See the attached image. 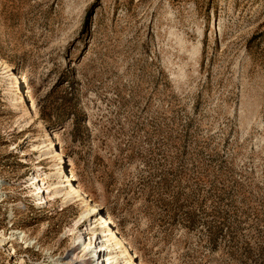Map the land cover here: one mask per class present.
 Listing matches in <instances>:
<instances>
[{
	"label": "rangeland",
	"instance_id": "1",
	"mask_svg": "<svg viewBox=\"0 0 264 264\" xmlns=\"http://www.w3.org/2000/svg\"><path fill=\"white\" fill-rule=\"evenodd\" d=\"M0 57V264L84 253L50 130L139 264H264V0H0Z\"/></svg>",
	"mask_w": 264,
	"mask_h": 264
},
{
	"label": "bare ground",
	"instance_id": "2",
	"mask_svg": "<svg viewBox=\"0 0 264 264\" xmlns=\"http://www.w3.org/2000/svg\"><path fill=\"white\" fill-rule=\"evenodd\" d=\"M1 75L6 81V94L11 96L9 100L13 104H18L20 99L21 77L15 75V71L11 65L0 57ZM32 106L34 109L32 115H30L31 123L35 121V117H38L35 105L33 104ZM51 131L54 130L48 131L49 136L44 138L40 147L41 149L39 148L45 158L49 162H52V170L47 174V178L50 180L49 188L51 190L47 191L44 187V182H42L43 179L38 175H34L35 181L31 184L34 188L32 190V196L34 197L36 205L48 204V195L53 202L58 199L62 200V204L65 207H69L76 202L80 203L81 211L69 228V235L75 236L73 242H76L81 237L77 236V234H80L82 231L84 233L87 231V229L82 228L83 223L87 221L89 222L91 232L88 238L87 235L83 236V244L80 243L81 240L77 243L78 246L81 244L84 248V253L78 261L72 264H80L81 262H83L82 264H139L124 239L113 227V220L105 214L100 215L102 221L99 222L97 219V214L99 212L101 213V209H103L100 207L101 204H99L100 206L96 204L97 202H94L90 195L75 183L76 178L68 173L63 153L54 141V137L58 136L57 132L53 133ZM49 152L51 153L50 156L48 155ZM10 239L18 243H25L26 247H31L33 244V240L24 231L13 230V236ZM4 241L2 235H0V242ZM70 262L72 260L63 262L61 259H52V264H70Z\"/></svg>",
	"mask_w": 264,
	"mask_h": 264
}]
</instances>
